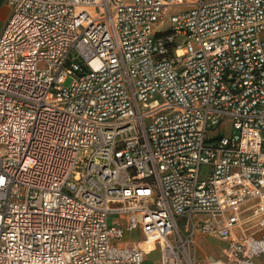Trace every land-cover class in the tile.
<instances>
[{"label":"built area","instance_id":"1","mask_svg":"<svg viewBox=\"0 0 264 264\" xmlns=\"http://www.w3.org/2000/svg\"><path fill=\"white\" fill-rule=\"evenodd\" d=\"M6 2L0 264H264V0Z\"/></svg>","mask_w":264,"mask_h":264},{"label":"crops","instance_id":"2","mask_svg":"<svg viewBox=\"0 0 264 264\" xmlns=\"http://www.w3.org/2000/svg\"><path fill=\"white\" fill-rule=\"evenodd\" d=\"M9 12H10V8H9V6H8V4H7V2H6V0H0V29H1V27L3 26V24H4V22H5V20H6V18L8 17V15H9ZM134 233H138V232H132V233H129V234H134ZM139 234V233H138ZM128 234H126V236H127ZM140 235V238H141V234H139ZM123 240H125V241H132V240H130V239H126L125 237H124V239ZM134 240H139V239H134ZM133 240V241H134ZM141 242V247L142 248H145L148 252L147 253H154V251H152V249H153V247H154V245H153V243L152 242H148L147 240H145V239H142V240H140L139 241V243ZM199 252H198V257L200 258V259H204V258H206V257H214V258H217V257H215V253H219V251H220V248L222 247V245H223V242L221 241V245L219 246V245H214V244H212V242H211V239L209 238V237H206V236H204V237H200V239H199ZM205 244H207V245H209L210 246V248L211 249H213L212 251H210V252H207L206 250H204V248H203V245H205ZM219 257V256H218Z\"/></svg>","mask_w":264,"mask_h":264},{"label":"rangeland","instance_id":"3","mask_svg":"<svg viewBox=\"0 0 264 264\" xmlns=\"http://www.w3.org/2000/svg\"><path fill=\"white\" fill-rule=\"evenodd\" d=\"M191 45H192V47L193 48H196V43L193 41V40H191ZM71 82V78H66V80H65V86L66 85H69V83ZM229 130H230V126H229V124H226L225 125V132L226 133H229ZM117 220V218H116V216L115 215H110L109 216V219H108V222L109 223H112V222H115ZM206 237H209L210 239H211V242H212V244H214V245H221V241L219 240V238H217L216 236H214V235H205ZM125 238L126 239H130V240H134V239H139V241L140 240H142L141 238H140V235L138 234V233H134V234H128L127 236H125ZM125 240H123V242H124ZM203 248H204V250H206L207 252H210V251H212L213 249H211L210 248V246L209 245H207V244H205V245H203ZM152 254V253H151ZM215 255V257H218L219 256V253L217 252V253H215L214 254ZM158 257H159V255H158V253H154L153 255H151V256H147V257H145V260H144V262L142 263V264H155V261L158 259Z\"/></svg>","mask_w":264,"mask_h":264},{"label":"bare ground","instance_id":"4","mask_svg":"<svg viewBox=\"0 0 264 264\" xmlns=\"http://www.w3.org/2000/svg\"><path fill=\"white\" fill-rule=\"evenodd\" d=\"M139 245L141 246V242L139 243ZM144 250H145V252H148L145 248H143ZM155 249H154V247H153V249H152V251H154Z\"/></svg>","mask_w":264,"mask_h":264}]
</instances>
